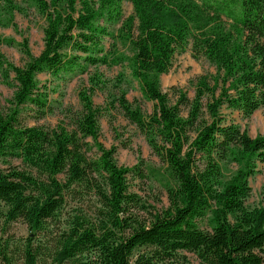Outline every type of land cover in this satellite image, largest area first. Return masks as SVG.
<instances>
[{"label": "trees", "instance_id": "obj_1", "mask_svg": "<svg viewBox=\"0 0 264 264\" xmlns=\"http://www.w3.org/2000/svg\"><path fill=\"white\" fill-rule=\"evenodd\" d=\"M27 1L45 17L44 48L33 55L26 39L24 65L0 59L16 83L10 107L0 110L4 223L22 220L35 236H46L73 203L79 213L59 231L53 264H264V205L248 203L250 180L264 163V135L252 137L224 113L249 118L264 108V0ZM124 1L133 15L125 17ZM15 4L0 0L9 12ZM120 23L117 33L110 30ZM190 40L194 56L206 57L217 74L200 76L194 97L176 85L165 92L161 76ZM120 43L128 52L120 51ZM99 65H127L143 97L154 103L145 115L125 90L111 101L145 135L162 168L119 165L117 147L100 142L105 110L93 96L107 92L110 83L89 72ZM41 73L57 79L90 74L72 129L23 118L25 109L36 121L53 112ZM228 162L236 171L226 178ZM148 172L166 188L167 208L157 209L139 194L137 181H146ZM30 245L23 264L41 263L40 251ZM0 264H16L1 237Z\"/></svg>", "mask_w": 264, "mask_h": 264}, {"label": "rangeland", "instance_id": "obj_2", "mask_svg": "<svg viewBox=\"0 0 264 264\" xmlns=\"http://www.w3.org/2000/svg\"><path fill=\"white\" fill-rule=\"evenodd\" d=\"M18 7L14 12H9L8 8L0 9V57L5 62L13 63L17 66L25 64L27 57L24 55L21 44L27 39L29 48L33 55L38 56L44 48V27L45 17L39 12L37 7L27 0H15ZM123 13L125 17L133 15L134 9L130 2H123ZM227 24L231 20L223 16ZM121 23L111 25V31L117 33ZM111 39L106 38L105 44L110 46ZM121 52H128V49L121 43L118 45ZM217 67L210 63L206 57L196 58L193 51V41L190 40L184 51L178 50L174 57L171 70L161 76L162 89L169 92L173 85L179 86L187 91L190 97L195 95V83L202 75L217 74ZM91 75L100 73L109 81L107 92H98L93 96L96 105L103 107L105 113L100 117L102 136L100 142L106 148L117 147L116 161L119 165L133 167L142 165L147 168H162L161 158L155 154L149 145L145 135L139 128L126 118L118 107L111 103L119 90H125L127 98L135 106L139 107L145 115L154 111V103L146 100L141 92L139 82L132 77L131 70L127 65L112 66L99 65L91 67ZM123 79L120 83V79ZM41 85H46L51 90L50 99L52 101L53 112L45 118L36 121L29 109L23 112V118L31 125L39 124L52 129L57 127L73 128L82 111L79 92L89 86V73H77L65 75L62 78H53L49 74L38 75ZM16 83L13 81V74H8L0 66V110L7 111L10 107V100L14 96ZM235 123L247 130L252 137L264 135V108L257 110L251 117L244 118L239 112H230L224 109ZM91 154L96 156L98 148L92 141ZM226 178H229L235 171L233 162L224 163ZM259 172L251 178L252 195L248 200L250 205H264V163L258 166ZM146 181H137L139 194L147 204L153 205L157 209H164L169 206L167 190L162 182L149 173ZM136 183V182H135ZM94 201V200H93ZM92 202L86 203V209L90 210ZM0 209L4 211L3 205ZM79 211L70 203L64 212L60 214V221L53 220L47 231V235L38 234L35 236L30 232L26 223L22 220L4 223V217L0 216V237L8 240L10 246V257L16 264L24 262V248L26 244H31V248L40 251L41 263L53 264L52 253L56 245V238L59 231L65 228L70 220Z\"/></svg>", "mask_w": 264, "mask_h": 264}]
</instances>
